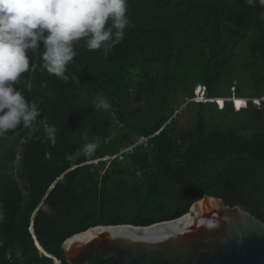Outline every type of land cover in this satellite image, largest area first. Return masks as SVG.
<instances>
[{
    "label": "trees",
    "instance_id": "trees-1",
    "mask_svg": "<svg viewBox=\"0 0 264 264\" xmlns=\"http://www.w3.org/2000/svg\"><path fill=\"white\" fill-rule=\"evenodd\" d=\"M127 9L125 39L111 51H90L82 38L67 81L31 56L18 87L42 111L31 126L0 138V264H52L30 227L54 264H67L62 243L69 236L97 225L170 220L205 194L264 222V100L240 111L231 102L223 110L194 102L200 108L189 130H178L185 108L176 113L198 84L207 97L264 96V6L127 0ZM239 55L263 71L250 73L257 90L238 84ZM98 94L108 110L92 107ZM204 104L230 121L208 120ZM85 133L107 140L92 158L81 151ZM131 134L152 137L121 159L94 162L133 143Z\"/></svg>",
    "mask_w": 264,
    "mask_h": 264
},
{
    "label": "clouds",
    "instance_id": "clouds-1",
    "mask_svg": "<svg viewBox=\"0 0 264 264\" xmlns=\"http://www.w3.org/2000/svg\"><path fill=\"white\" fill-rule=\"evenodd\" d=\"M257 2L264 6V0H245L248 6ZM127 11V0H0V138L21 125L31 126L41 117L38 104L26 100L25 92L18 87L23 74L30 70L31 56L38 54L43 70L67 81V65L77 55L75 44L83 38L90 51H111L125 39V29L131 23ZM40 44L42 50H38ZM203 88L206 93L203 85L195 86L191 101L215 103L219 110L225 108L226 102H231L234 111H240L249 101L257 107L264 100V96L239 97L233 93L229 97L206 96L211 100L196 101ZM237 99L245 100V106L239 105L237 109ZM92 107L96 111L108 110L111 104L98 94ZM82 139L81 151L86 158L94 157L101 144L107 142L98 135L90 140L87 133ZM111 157L94 162L118 156Z\"/></svg>",
    "mask_w": 264,
    "mask_h": 264
},
{
    "label": "water",
    "instance_id": "water-1",
    "mask_svg": "<svg viewBox=\"0 0 264 264\" xmlns=\"http://www.w3.org/2000/svg\"><path fill=\"white\" fill-rule=\"evenodd\" d=\"M62 250L67 264H264V222L205 194L179 217L93 226L66 238Z\"/></svg>",
    "mask_w": 264,
    "mask_h": 264
},
{
    "label": "rangeland",
    "instance_id": "rangeland-1",
    "mask_svg": "<svg viewBox=\"0 0 264 264\" xmlns=\"http://www.w3.org/2000/svg\"><path fill=\"white\" fill-rule=\"evenodd\" d=\"M235 65H237V68L240 70V77H241L240 80L241 81L238 80V84H241L243 89L247 93L251 92L253 89L257 90L258 85H257V83L255 81V78H257L259 76H262L263 75V71L261 69H260L261 71H259V70L257 71L255 66L251 63V59H249V58H247V57H245L243 55H239L236 58ZM250 73H253L255 78L250 77ZM246 80H247L248 83H246ZM233 83L236 84V81H234ZM230 89L232 90V88H230ZM182 96H183V94L181 93V91H178L176 93V97H175L174 100H177V101H174V105L175 106L179 105V101L181 100ZM189 101H191V99H186L185 100V103H189L187 105V107H185L186 104H182V105L180 104L179 105L180 107L176 110V113H179V112H181V108L184 107L185 109H184L183 114H187L185 116H180L178 118V130L179 131L180 130H189L192 127V123H194V118L196 117L195 114H196L197 110L200 108V105H197L194 102H193L194 103L193 104V103H191ZM219 102H220V105H221L222 101L219 100ZM242 103H243L242 100H238L237 99V101H236V105L237 106L240 105V107H241ZM258 107L259 106H257V108ZM204 109L208 110V111L205 112V116H207L208 120L210 119V117H211V119L213 117V119H212L213 121H216V122L221 121L222 123L226 124L231 119L229 117L230 114H227V117L224 120H220L221 115L224 117L225 114L224 113L218 114V113L215 112V109L214 110L211 109L212 110L211 111L210 110V106L209 105L207 106V104H204ZM130 136L133 139V141H135L138 138L134 134H131ZM75 156H76V154L73 155V156H70V158L73 159ZM58 264H60V260H59Z\"/></svg>",
    "mask_w": 264,
    "mask_h": 264
},
{
    "label": "built area",
    "instance_id": "built-area-1",
    "mask_svg": "<svg viewBox=\"0 0 264 264\" xmlns=\"http://www.w3.org/2000/svg\"><path fill=\"white\" fill-rule=\"evenodd\" d=\"M196 101L198 100H211L210 98L206 99V93L204 91V88L201 90L200 94L195 98ZM225 100V99H223ZM242 106H245V100H243ZM220 108L223 107V105H219ZM237 109H239V106L237 107ZM150 137H152V135L150 136H138V138L133 141L132 144H129L125 147H123L122 149H120L119 153L117 155L112 156L111 158L118 156L119 159H121L124 155L126 154H130L131 152L134 151V148L141 146V147H146L148 145V141L150 139Z\"/></svg>",
    "mask_w": 264,
    "mask_h": 264
},
{
    "label": "bare ground",
    "instance_id": "bare-ground-1",
    "mask_svg": "<svg viewBox=\"0 0 264 264\" xmlns=\"http://www.w3.org/2000/svg\"><path fill=\"white\" fill-rule=\"evenodd\" d=\"M42 254V253H41Z\"/></svg>",
    "mask_w": 264,
    "mask_h": 264
}]
</instances>
